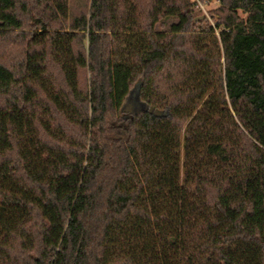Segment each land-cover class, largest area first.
Returning a JSON list of instances; mask_svg holds the SVG:
<instances>
[{"label": "trees", "instance_id": "trees-1", "mask_svg": "<svg viewBox=\"0 0 264 264\" xmlns=\"http://www.w3.org/2000/svg\"><path fill=\"white\" fill-rule=\"evenodd\" d=\"M201 1L0 0V264H264V0Z\"/></svg>", "mask_w": 264, "mask_h": 264}, {"label": "rangeland", "instance_id": "rangeland-1", "mask_svg": "<svg viewBox=\"0 0 264 264\" xmlns=\"http://www.w3.org/2000/svg\"><path fill=\"white\" fill-rule=\"evenodd\" d=\"M191 1L196 2L198 8L201 10L202 16L200 18H202L203 16L210 18L209 12L212 11L213 9H215L217 6L216 1H204V2L201 0H191ZM127 108L132 109L130 103H129V105H127ZM133 108H134L135 112L144 110L142 105L140 103H138L136 99H134Z\"/></svg>", "mask_w": 264, "mask_h": 264}, {"label": "water", "instance_id": "water-1", "mask_svg": "<svg viewBox=\"0 0 264 264\" xmlns=\"http://www.w3.org/2000/svg\"><path fill=\"white\" fill-rule=\"evenodd\" d=\"M124 112H131V109L126 107L124 109ZM153 114H154L155 117H158V118L165 117L167 115L166 112H161V111H158V110H154Z\"/></svg>", "mask_w": 264, "mask_h": 264}]
</instances>
